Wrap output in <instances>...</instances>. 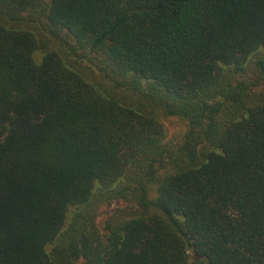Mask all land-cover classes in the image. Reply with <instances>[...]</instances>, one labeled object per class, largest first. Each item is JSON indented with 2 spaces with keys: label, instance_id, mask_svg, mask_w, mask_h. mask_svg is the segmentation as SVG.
<instances>
[{
  "label": "trees",
  "instance_id": "16d2710c",
  "mask_svg": "<svg viewBox=\"0 0 264 264\" xmlns=\"http://www.w3.org/2000/svg\"><path fill=\"white\" fill-rule=\"evenodd\" d=\"M80 263L264 264V0H0V264Z\"/></svg>",
  "mask_w": 264,
  "mask_h": 264
},
{
  "label": "rangeland",
  "instance_id": "374dc122",
  "mask_svg": "<svg viewBox=\"0 0 264 264\" xmlns=\"http://www.w3.org/2000/svg\"><path fill=\"white\" fill-rule=\"evenodd\" d=\"M51 43L52 46L56 45L55 42H51ZM161 121L165 128V137L167 140L177 141L181 138L186 127L185 124L180 119L176 117L162 116ZM126 205L127 204L125 202H121V201L113 202L111 205H107L104 203L97 205L96 211H94L96 213L97 224L99 226H102V223L105 217H107L108 213L110 214L111 212L121 210L122 208L126 207Z\"/></svg>",
  "mask_w": 264,
  "mask_h": 264
}]
</instances>
